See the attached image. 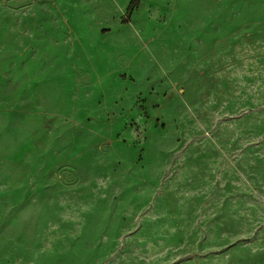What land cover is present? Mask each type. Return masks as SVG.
<instances>
[{
    "label": "rangeland",
    "instance_id": "obj_1",
    "mask_svg": "<svg viewBox=\"0 0 264 264\" xmlns=\"http://www.w3.org/2000/svg\"><path fill=\"white\" fill-rule=\"evenodd\" d=\"M88 2L49 10L73 19L64 38L80 47L79 69L54 83L25 87L44 73L22 70L25 57L0 44V264H264V39L234 40L229 62L217 41V65L181 73L180 53L204 41L149 23L161 17L152 0L130 13L125 0ZM17 14L0 6V16ZM71 96L84 111L97 101L125 116L105 138L119 152L93 166L84 159L101 137L90 135L69 151L73 165L41 167L40 155L18 150L50 136L7 115Z\"/></svg>",
    "mask_w": 264,
    "mask_h": 264
},
{
    "label": "crops",
    "instance_id": "obj_2",
    "mask_svg": "<svg viewBox=\"0 0 264 264\" xmlns=\"http://www.w3.org/2000/svg\"><path fill=\"white\" fill-rule=\"evenodd\" d=\"M60 1L65 2V0H0L1 8L11 11L16 8L18 13L17 15L0 16L1 46L11 52L10 55L13 57L14 55L18 58L25 57L22 70L28 73H44V76L34 78L31 82L24 84L25 87L54 83L60 75L64 76L66 73H72L79 69L80 64L76 60V47L80 49L79 42L76 43L73 38L72 45L69 46L64 38L67 33L66 26L73 24V19L48 14L50 9L59 6ZM81 1H87V5H89V0ZM161 1L163 4L159 6L160 0H152V7L155 10L158 11V7H160L161 17L155 16L148 21L149 23L160 22L164 25L177 23L179 25L178 32L182 33V36L179 35L180 39L204 41L201 43L200 50L180 53L181 58L178 61V66H181L179 68L181 73L191 72L193 69L207 71L208 66L217 65L218 52L214 49L217 47L215 46L217 41H221L222 46L225 50L227 49L220 55L226 62H229V56H234V40H246L249 37L258 38V40L264 39V0ZM165 1L169 3L167 7L164 6ZM129 2L131 0H125L126 5ZM62 5L65 6L64 3ZM78 20L81 23H88L91 20L96 24L105 22V19L98 16L93 19L88 16H79ZM96 31L97 28L94 27L92 32ZM78 41H80L79 38ZM210 41H215V43L211 44ZM133 52L136 55L137 51ZM126 56L131 59L132 52L130 51ZM247 56L249 55L243 52L242 63H248V60H245ZM128 69H132V61H129ZM210 70L212 69L209 68ZM27 77L23 76L22 81L24 78L28 79ZM186 81L188 78L184 75L183 82L186 83ZM69 82L68 87L79 88L80 86V81ZM78 98V96H71L65 101H60L57 106L53 104L45 109L37 108L38 106L34 105L32 109L25 110L19 106L16 112L8 113V119L18 120L19 129H23V125L28 124L33 127L30 129L36 133L40 131L41 134L49 135L51 138L46 147L29 144V147L18 151L24 154L28 152L33 160L40 155L41 167L70 165L73 157H69V151L73 150L75 141L83 142L91 135L101 137V140L90 148L93 156L88 155V150L87 159H84L93 161V166H98L100 160L106 161L107 153L112 155L119 152L114 147L115 141L108 139L109 142H106L105 138L108 135L107 131L111 136L121 133V121L125 116L115 110H95L94 105L98 104L97 101L87 103L90 104V111H84L85 105L82 102H77ZM76 106H79L81 110H76ZM100 153L106 156L104 160L96 158ZM60 154L61 157H59ZM21 158L22 154L18 155L19 162Z\"/></svg>",
    "mask_w": 264,
    "mask_h": 264
},
{
    "label": "trees",
    "instance_id": "obj_3",
    "mask_svg": "<svg viewBox=\"0 0 264 264\" xmlns=\"http://www.w3.org/2000/svg\"><path fill=\"white\" fill-rule=\"evenodd\" d=\"M138 2V0H131L129 7H128V12L130 13L132 11V5L136 4Z\"/></svg>",
    "mask_w": 264,
    "mask_h": 264
}]
</instances>
